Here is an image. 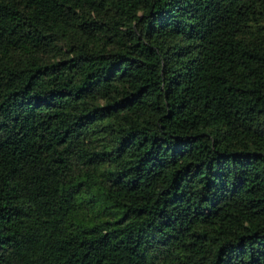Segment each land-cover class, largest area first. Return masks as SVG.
I'll return each instance as SVG.
<instances>
[{
  "label": "trees",
  "instance_id": "trees-1",
  "mask_svg": "<svg viewBox=\"0 0 264 264\" xmlns=\"http://www.w3.org/2000/svg\"><path fill=\"white\" fill-rule=\"evenodd\" d=\"M0 264H264V0H0Z\"/></svg>",
  "mask_w": 264,
  "mask_h": 264
}]
</instances>
